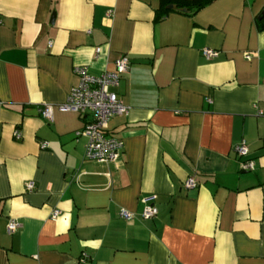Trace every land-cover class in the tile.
Masks as SVG:
<instances>
[{
	"label": "crops",
	"instance_id": "0c3cea01",
	"mask_svg": "<svg viewBox=\"0 0 264 264\" xmlns=\"http://www.w3.org/2000/svg\"><path fill=\"white\" fill-rule=\"evenodd\" d=\"M161 4L0 0V264H264V0L155 21ZM123 55L129 69L112 91L127 113L107 125L121 159L85 160L76 133L91 117L57 106L74 68L100 76ZM145 195L156 196L150 220ZM9 218L21 226L12 235Z\"/></svg>",
	"mask_w": 264,
	"mask_h": 264
},
{
	"label": "built area",
	"instance_id": "2783aa9c",
	"mask_svg": "<svg viewBox=\"0 0 264 264\" xmlns=\"http://www.w3.org/2000/svg\"><path fill=\"white\" fill-rule=\"evenodd\" d=\"M96 53H99V49L96 50ZM201 54L206 60H210L216 58L219 52L205 48L201 51ZM245 58L249 59L250 56L245 55ZM129 65V59L123 55L115 60L112 72H106L100 76L91 75L88 68L84 66L73 69L77 84L71 88L65 102L58 105L57 108L62 112H72L91 117L85 127L76 133L77 136L86 138L85 160L110 164L116 163L121 159L123 144L109 135L107 125L112 118L123 116L127 113V107L112 89L118 86L121 76L128 71ZM38 112L45 120L52 122V105L43 104ZM14 135L16 139H19L17 132ZM39 145L41 149L47 148V144L44 142L39 143ZM234 152L239 157L247 155L248 150L245 143L235 146ZM253 169L251 161L241 163V170L252 171ZM184 185L191 190L196 187V182L193 178H188ZM25 188L26 191L31 192L34 189V182H27ZM155 198V195H145L141 198L143 205L141 211L142 219L150 220L157 215V209L154 205ZM59 215V211H53L51 219L55 220ZM119 217L129 221L134 216L131 212L122 209L119 211ZM20 227V223L16 219L9 218L6 224V232L8 235H12ZM85 259L86 255L82 254L79 261L84 262Z\"/></svg>",
	"mask_w": 264,
	"mask_h": 264
},
{
	"label": "trees",
	"instance_id": "16d2710c",
	"mask_svg": "<svg viewBox=\"0 0 264 264\" xmlns=\"http://www.w3.org/2000/svg\"><path fill=\"white\" fill-rule=\"evenodd\" d=\"M212 1L213 0H162L161 8L155 15V21L160 20L164 15L172 11L168 9V6L170 5L174 6L176 11L184 9L195 13ZM256 26L260 32L264 33V15H261V17L257 20Z\"/></svg>",
	"mask_w": 264,
	"mask_h": 264
},
{
	"label": "water",
	"instance_id": "95a60500",
	"mask_svg": "<svg viewBox=\"0 0 264 264\" xmlns=\"http://www.w3.org/2000/svg\"><path fill=\"white\" fill-rule=\"evenodd\" d=\"M168 9H170V10H176V8L174 6H172V5L168 6ZM181 11H185V10L184 9H181ZM53 18H54V14H52V16H51V19L52 20H53Z\"/></svg>",
	"mask_w": 264,
	"mask_h": 264
}]
</instances>
